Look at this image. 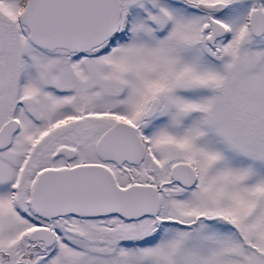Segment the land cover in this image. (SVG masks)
Wrapping results in <instances>:
<instances>
[{
  "label": "snow or ice",
  "instance_id": "1",
  "mask_svg": "<svg viewBox=\"0 0 264 264\" xmlns=\"http://www.w3.org/2000/svg\"><path fill=\"white\" fill-rule=\"evenodd\" d=\"M0 264H264V0H0Z\"/></svg>",
  "mask_w": 264,
  "mask_h": 264
}]
</instances>
